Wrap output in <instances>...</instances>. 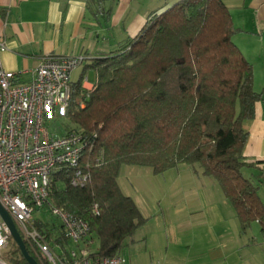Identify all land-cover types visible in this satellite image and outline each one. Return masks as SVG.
Listing matches in <instances>:
<instances>
[{
  "label": "trees",
  "instance_id": "obj_1",
  "mask_svg": "<svg viewBox=\"0 0 264 264\" xmlns=\"http://www.w3.org/2000/svg\"><path fill=\"white\" fill-rule=\"evenodd\" d=\"M235 32L222 0H179L116 50L86 63L72 82L66 119L73 127L64 133L80 131L91 142L81 166L88 179L73 185L74 170L58 168L50 201L87 222L95 255L120 253L145 221L119 187L122 165L154 173L190 166L216 182L243 229L264 225L258 186L242 172L254 168L242 155L244 124L263 95L254 91L252 66L231 40ZM88 69L96 75L91 89L81 86ZM35 213L29 223L50 249L64 246L58 222H48L47 211ZM8 243V262L27 264L14 241Z\"/></svg>",
  "mask_w": 264,
  "mask_h": 264
},
{
  "label": "built area",
  "instance_id": "obj_2",
  "mask_svg": "<svg viewBox=\"0 0 264 264\" xmlns=\"http://www.w3.org/2000/svg\"><path fill=\"white\" fill-rule=\"evenodd\" d=\"M7 50L0 40V54ZM84 55H49L31 71V79L18 82V73L0 61V205L13 220L22 240L45 264H125L121 253L95 255L86 221L50 201L51 176L62 166L74 170L71 183L83 185L88 175L82 165L91 142L80 131L63 134L48 124L66 118L71 100L72 72ZM83 76L81 84H86ZM94 84L90 85V89ZM78 106L83 107L79 101ZM47 211L58 222L64 246L52 251L44 235L30 225L33 213ZM96 213V205L93 206ZM11 239L0 216V254ZM68 244H71L68 246ZM0 264H7L0 258Z\"/></svg>",
  "mask_w": 264,
  "mask_h": 264
},
{
  "label": "crops",
  "instance_id": "obj_3",
  "mask_svg": "<svg viewBox=\"0 0 264 264\" xmlns=\"http://www.w3.org/2000/svg\"><path fill=\"white\" fill-rule=\"evenodd\" d=\"M134 1L0 0V40L7 46L0 54L2 68L18 73L21 83L31 79V71L45 56L84 55V67L93 58L116 50L151 15L179 0H164L130 15ZM222 1L236 28L231 40L252 66L254 91L263 95L255 103L253 119L244 124L248 137L242 155L254 164L248 175L258 186L264 206V0ZM95 80L94 73V81L81 86L90 89Z\"/></svg>",
  "mask_w": 264,
  "mask_h": 264
},
{
  "label": "rangeland",
  "instance_id": "obj_4",
  "mask_svg": "<svg viewBox=\"0 0 264 264\" xmlns=\"http://www.w3.org/2000/svg\"><path fill=\"white\" fill-rule=\"evenodd\" d=\"M163 1L136 0L130 15ZM82 68L72 72V81L79 79ZM84 75L88 82L94 81L91 69ZM48 127L63 134L73 125L60 118ZM242 172L249 176L247 169ZM118 184L145 218L120 251L125 264H264V225L251 222L243 229L216 182L190 166L181 164L154 173L149 167L122 165ZM43 215L48 222L53 220ZM11 248L8 243L0 254L7 264L5 255Z\"/></svg>",
  "mask_w": 264,
  "mask_h": 264
},
{
  "label": "water",
  "instance_id": "obj_5",
  "mask_svg": "<svg viewBox=\"0 0 264 264\" xmlns=\"http://www.w3.org/2000/svg\"><path fill=\"white\" fill-rule=\"evenodd\" d=\"M0 216H1L2 220L4 221V223L6 224L8 230L10 232L11 239L16 244V246H17L20 254L22 255L23 259L25 260V262L27 264H39L35 260V258L32 257L28 253V250L26 248V245H25L24 241L22 240L19 232L17 231L13 220L11 219V217L9 216V214L2 208L1 205H0Z\"/></svg>",
  "mask_w": 264,
  "mask_h": 264
}]
</instances>
